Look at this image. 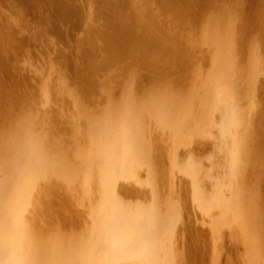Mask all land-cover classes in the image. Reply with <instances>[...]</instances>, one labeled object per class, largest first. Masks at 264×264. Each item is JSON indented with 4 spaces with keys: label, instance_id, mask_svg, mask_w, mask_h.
Segmentation results:
<instances>
[{
    "label": "rangeland",
    "instance_id": "rangeland-1",
    "mask_svg": "<svg viewBox=\"0 0 264 264\" xmlns=\"http://www.w3.org/2000/svg\"><path fill=\"white\" fill-rule=\"evenodd\" d=\"M85 1L0 0V84L12 92L0 137L24 121L42 165L17 220L22 244L41 264H264V0H145L160 46L133 36L128 8L119 37L111 1ZM110 124L135 131L123 172L101 156L115 147ZM111 208L153 225L109 249L96 217Z\"/></svg>",
    "mask_w": 264,
    "mask_h": 264
},
{
    "label": "bare ground",
    "instance_id": "bare-ground-1",
    "mask_svg": "<svg viewBox=\"0 0 264 264\" xmlns=\"http://www.w3.org/2000/svg\"><path fill=\"white\" fill-rule=\"evenodd\" d=\"M8 1V0H7ZM87 1V0H86ZM85 1V2H86ZM91 2V0H89ZM103 1V0H102ZM111 4L108 7V14L112 13V14H116L117 16L120 17L118 24L116 25V27H112V31L113 32H117V36L121 37L120 31L118 32V27L120 26H126L127 22L126 20H124L123 18V9L120 8V5L124 6L126 9L128 8V13H131L132 15V23L133 24V32L135 34H133V36L137 35L139 37L145 38L146 39H150V40H154V43L152 41H150V45L151 44H155L157 41H162V39H157V37H155V39L153 38L155 35L153 33H155L156 31L154 29H152V25L150 26L149 24H147V22H143L142 19L147 17L146 14L144 13L145 10H143L144 12H142V10H140V7H142L141 5H143V2H145V0H123V1H119V0H110ZM142 1V4H141ZM151 0H146V6L149 5L148 2ZM160 1V0H159ZM164 1V0H163ZM6 2V1H5ZM89 2V4H90ZM107 2H109L107 0ZM152 2V1H151ZM162 2V1H160ZM194 2V1H193ZM93 3V2H91ZM110 3V2H109ZM154 3V2H152ZM157 3V2H156ZM4 4V3H2ZM8 4V2H6V5ZM105 4V3H104ZM94 4H92L93 6ZM102 5V3H101ZM100 5V6H101ZM151 5V4H150ZM149 5V6H150ZM5 6V5H4ZM9 6V5H7ZM99 6V7H100ZM102 5V7H100L101 9L104 8ZM140 6V7H139ZM145 6V5H143ZM153 6V4H152ZM6 7V6H5ZM90 7V5H89ZM139 7V8H138ZM176 7V6H175ZM181 7V6H180ZM92 10L94 9L93 7H91ZM143 8V7H142ZM153 8V7H152ZM151 8V10H152ZM20 9V8H19ZM150 9V8H149ZM147 9V13L149 14V16L147 17L148 19L150 18L151 21V17H152V13L153 11ZM22 10L20 11V14L22 15ZM89 10V9H88ZM171 10V9H170ZM24 11V10H23ZM91 11V10H90ZM160 11V10H159ZM167 11V10H166ZM87 12V10H86ZM140 12V13H139ZM151 12V13H150ZM212 12V11H211ZM218 12V11H216ZM214 12V13H216ZM141 13L145 14V17H141ZM155 13V12H154ZM156 14V13H155ZM213 14V13H212ZM211 14V15H212ZM24 15V14H23ZM90 15V14H89ZM217 15V14H216ZM164 16V15H163ZM220 16V15H218ZM129 17V16H128ZM169 17V16H168ZM214 17V16H213ZM216 18V16H215ZM220 18V17H217ZM16 19V18H15ZM33 20V19H32ZM147 20V19H146ZM129 21V20H128ZM5 23V22H4ZM137 24L139 25V29L141 30V34L138 32V28H137ZM155 25V24H154ZM51 26V25H50ZM128 26V25H127ZM126 26V27H127ZM148 26V27H146ZM151 28H150V27ZM129 27V26H128ZM155 28L157 27L158 31H161L160 29H158V25L154 26ZM153 27V28H154ZM24 29V28H23ZM22 29V30H23ZM110 29V30H111ZM129 29V28H128ZM148 29V30H147ZM130 30V29H129ZM154 30V31H153ZM150 31V32H149ZM130 32V31H129ZM157 33V32H156ZM161 33V32H160ZM16 34V33H15ZM30 34V33H29ZM24 35V34H23ZM33 35V34H32ZM115 35V34H114ZM154 35V36H152ZM20 36V35H19ZM205 36V35H204ZM12 37V36H11ZM16 37V35H15ZM128 37V36H127ZM9 38V37H8ZM17 38V37H16ZM125 38V37H124ZM21 39V38H20ZM115 39V38H113ZM3 40V39H2ZM157 40V41H156ZM22 40H20L21 43ZM31 41V40H30ZM131 42V41H130ZM148 42V41H147ZM164 42V41H163ZM174 42V41H173ZM118 43V41H117ZM122 43H126L129 44V42L123 41ZM158 43V42H157ZM161 44V43H160ZM160 44L158 43L157 46ZM181 44V43H180ZM17 45V42H16ZM108 45V44H107ZM109 46V45H108ZM143 46L140 44V47ZM154 46V45H153ZM26 47V46H25ZM155 47V46H154ZM16 50L18 49L17 46L15 47ZM29 48V47H28ZM66 48V47H65ZM79 48V46H78ZM104 48V47H103ZM102 48V49H103ZM151 48V47H150ZM153 48V47H152ZM215 48V47H214ZM229 48V47H228ZM60 49V48H58ZM80 49V48H79ZM101 49V50H102ZM154 49V48H153ZM159 49V47H158ZM162 49V48H161ZM8 51V49H5L3 51ZM156 51V48L154 49ZM163 50V49H162ZM230 49H228L227 51H229ZM3 51H1V53L3 54ZM62 51V50H61ZM220 50H217V52L215 51V53H218ZM221 51H225V50H221ZM148 52V51H147ZM151 52V50L149 51ZM9 53V52H8ZM36 53V52H35ZM231 53V52H230ZM1 54V56H2ZM6 55V53H4ZM3 54V55H4ZM39 54V53H38ZM146 54V53H145ZM219 54V53H218ZM221 54V53H220ZM229 54V53H228ZM234 54V53H233ZM32 55V54H31ZM12 57H15L14 55H11ZM214 56V55H213ZM4 57V56H3ZM8 57V56H7ZM72 58V57H71ZM75 58V57H74ZM212 58V57H211ZM214 59V58H213ZM212 59V62H213ZM225 59V58H224ZM73 60V59H72ZM216 61V60H215ZM227 61V60H226ZM78 62V61H77ZM116 62V61H115ZM52 63V62H51ZM230 63V61H229ZM227 64V63H225ZM212 66V64H211ZM226 66V65H225ZM8 67V66H7ZM184 67V66H183ZM224 67V66H223ZM64 68V67H63ZM145 69V68H144ZM212 69V68H211ZM224 68H222L223 70ZM232 69V68H231ZM226 70V69H224ZM229 70V69H228ZM115 71V70H114ZM224 72V71H223ZM230 72V71H229ZM91 73V72H90ZM93 73V72H92ZM234 74V72H233ZM225 75V74H224ZM227 75H231L230 73ZM81 76V75H80ZM210 76V75H209ZM98 76H96L97 78ZM231 77V76H229ZM228 76H225V78H229ZM90 79V78H89ZM230 79V78H229ZM232 79V78H231ZM230 79V80H231ZM103 80V79H102ZM214 80V79H213ZM229 81L230 84L231 81ZM88 85V84H87ZM104 86V85H103ZM219 86V83L218 85ZM98 88V87H97ZM101 88V87H100ZM169 88V87H168ZM167 88V90H168ZM7 86L6 85H2L0 84V104H2V101H11L10 97L12 96V92H10L9 90H7ZM150 90V89H149ZM157 90V89H156ZM171 90V89H170ZM219 90L221 91V88L219 87ZM16 91V90H14ZM13 91V93H14ZM219 91V92H220ZM224 92V91H223ZM221 92V93H223ZM240 92V91H239ZM149 93V92H148ZM221 93H219L221 95ZM147 94V93H146ZM208 94V93H207ZM148 95V94H147ZM173 95V94H172ZM135 96V95H134ZM150 96V94H149ZM148 96V97H149ZM159 96V95H158ZM161 96V94H160ZM164 96V95H163ZM169 96V95H168ZM213 96V94H212ZM225 96V95H224ZM147 97V96H146ZM147 97V98H148ZM218 97V96H217ZM226 97V96H225ZM224 97V98H225ZM244 97V96H243ZM142 98V97H141ZM166 98V97H165ZM173 98V97H172ZM215 98V96H214ZM212 97L213 99V103H211L213 105V107L215 106V103L218 104L220 103L219 101H217V98ZM218 98H223L222 96L218 97ZM242 98V97H241ZM138 99V98H137ZM143 99V98H142ZM168 99V98H167ZM240 99V98H239ZM244 99V98H243ZM115 100V99H114ZM132 100V99H131ZM135 100V98H134ZM146 100V99H145ZM165 100V99H164ZM169 100V99H168ZM208 100V99H207ZM223 100V99H222ZM123 101V100H122ZM133 101V100H132ZM163 101V100H162ZM167 101V100H166ZM171 101V100H170ZM169 101V102H170ZM193 101V100H192ZM211 101V100H210ZM210 101L208 100V102L210 103ZM6 102V103H7ZM136 102V100H135ZM140 102V100L138 101ZM137 102V103H138ZM231 102V101H230ZM240 102V101H239ZM242 102V100H241ZM240 102V103H241ZM250 102V101H249ZM110 103V102H109ZM208 103V104H209ZM224 103V102H223ZM119 104V103H118ZM134 104V103H133ZM132 104V105H133ZM166 104V103H165ZM187 104V103H186ZM196 104V102H195ZM207 104V105H208ZM210 104V106H212ZM129 105V103H128ZM127 105V107H128ZM132 105H129V107H133ZM179 105V104H176ZM188 105V104H187ZM197 105V104H196ZM205 105V104H204ZM111 106V104H110ZM109 106V108H110ZM189 106V105H188ZM209 106V107H210ZM176 107V106H175ZM181 107V106H180ZM218 107V106H217ZM226 107V106H225ZM191 108V107H190ZM196 108V107H195ZM107 109V108H106ZM111 109V108H110ZM109 109V110H110ZM123 109H125L123 107ZM140 109V108H139ZM197 109V108H196ZM226 109V108H225ZM235 109V108H234ZM128 110V111H127ZM209 110V109H208ZM236 110V109H235ZM234 110V111H235ZM125 112V110H123ZM126 111L129 112L131 110H129V108H126ZM243 111V110H242ZM116 112V111H115ZM120 112V111H119ZM103 113V112H100ZM107 113H110V111H108ZM112 113V112H111ZM126 113V112H125ZM234 113V112H233ZM233 113L228 114L229 118L227 117V113L225 114L226 119L228 118V121L231 120L234 121V115ZM164 114V113H163ZM219 114V113H218ZM107 115V114H106ZM111 115V114H109ZM113 115V114H112ZM111 115V118H112ZM126 115V114H125ZM130 115V114H129ZM102 116V115H101ZM201 116V115H200ZM220 116V115H218ZM109 117V116H108ZM123 117V116H122ZM127 117V116H126ZM205 117V116H204ZM98 118V116H97ZM107 118V117H106ZM115 118V117H114ZM119 118V117H118ZM134 118V117H133ZM211 118V117H210ZM245 118V117H244ZM96 119V118H95ZM136 119V118H135ZM212 119V118H211ZM214 119V118H213ZM223 120H225L224 116H223ZM131 121V120H130ZM241 121V120H240ZM108 123V121H106ZM213 122V121H212ZM230 122V121H229ZM228 122V123H229ZM115 123V122H114ZM119 123V122H118ZM128 123V121L126 122ZM236 123V122H235ZM240 123V122H239ZM24 124V121L20 122L17 126L13 127V128H8L7 130H5V133L3 131H1L3 134L0 137V264H41L42 262L40 261L39 257L37 256L38 254H34L32 251H30V249L27 247V244L29 243L28 241V232L26 229L27 226H25L22 222H19L17 220H20V209L21 206L23 204L25 197L27 196L28 193V188L30 186V184L34 181L36 175H37V171L38 169L42 166L40 165L41 162H39L41 160V158H39V156L37 155V150L36 148L33 147V145L30 143V139L28 137V134L24 131L26 130L25 127L23 128L21 125ZM123 124V123H122ZM125 124V123H124ZM131 124V123H130ZM208 124V123H207ZM210 124V123H209ZM217 124V123H216ZM109 126V124H107ZM111 125V124H110ZM132 125V124H131ZM233 125V123H232ZM11 126V125H10ZM106 127V124L104 125ZM229 126V125H228ZM231 126V125H230ZM229 126V127H230ZM242 126H240L241 128ZM100 128H104V127H100ZM183 128V127H182ZM106 129V128H105ZM134 129V128H133ZM138 129V127H137ZM104 130V129H103ZM110 135H108L109 137V142L108 144L113 145L115 144V147L113 148H108V151H105V154L103 152L101 156L105 155V158L107 160L106 163H108L109 166H113L115 169H120L119 171H122L123 168L125 166V163L128 161L129 157H130V151L127 148V139L130 138L131 141H133V139H135V135L133 131H128L125 130V126H121L119 127V125L117 124L116 127L115 125H111L110 126ZM7 131V132H6ZM109 131V130H108ZM129 133H128V132ZM242 131V129H241ZM97 132V131H96ZM103 131H99V134L102 133ZM132 132V133H131ZM140 132V131H139ZM235 133V131H234ZM233 133V134H234ZM1 134V133H0ZM97 133V135H99ZM104 134V133H103ZM238 134H240L238 132ZM96 136V133H95ZM99 136H103V135H99ZM235 136V135H234ZM3 137V138H2ZM98 137V136H97ZM233 137V136H231ZM242 137V136H240ZM96 138V137H95ZM234 138V137H233ZM128 140V141H130ZM139 140V139H138ZM238 139H233V141H237ZM241 142L242 139L240 138ZM239 141V140H238ZM102 142H105L104 139ZM107 142V141H106ZM105 142V143H106ZM101 144V143H100ZM231 144H233L231 142ZM102 146V144H101ZM242 146V145H241ZM140 147V146H139ZM233 147V146H231ZM113 149V150H112ZM234 149V148H233ZM242 150V149H241ZM134 151V150H133ZM237 151V150H236ZM132 152V151H131ZM244 153V152H243ZM242 153V154H243ZM142 154V153H141ZM12 155V156H11ZM132 155V154H131ZM16 157L18 160V162L13 161L12 163L10 162V160L12 159V157ZM236 155H234L235 157ZM43 158V157H42ZM143 158V157H141ZM44 159V158H43ZM131 161V160H130ZM18 163V165L16 166L15 163ZM43 162V161H42ZM242 162V160H241ZM104 163V164H106ZM243 163V162H242ZM11 164H14V166H12ZM233 165V164H232ZM232 165H230V169L232 167ZM235 165V163H234ZM190 166V165H189ZM13 168H15L13 170ZM129 168V167H128ZM131 169V168H130ZM103 170V169H102ZM103 172V171H102ZM111 172V171H109ZM123 172V171H122ZM128 172V171H127ZM131 172V171H130ZM122 174V173H121ZM131 174V173H130ZM90 175V174H89ZM129 175V174H128ZM49 176V175H48ZM106 176V175H105ZM104 176V177H105ZM123 176V174H122ZM110 177V176H109ZM108 178V177H107ZM49 179V178H48ZM109 179V178H108ZM102 181V180H101ZM89 182V181H88ZM106 184V183H104ZM103 184V185H104ZM33 185V184H32ZM90 185V184H89ZM54 187V186H53ZM108 187V186H107ZM116 187V186H115ZM117 188V187H116ZM30 189V188H29ZM44 189V188H43ZM42 189V190H43ZM47 189V188H46ZM91 189V188H90ZM108 189V188H107ZM32 190V189H31ZM66 190V189H65ZM71 190V189H70ZM113 190V189H112ZM30 191V190H29ZM72 191V190H71ZM74 191V190H73ZM44 192V191H43ZM60 192V191H59ZM109 192V191H108ZM111 192V191H110ZM63 193V192H62ZM106 194L104 196H107V192H105ZM52 194V193H51ZM245 194V193H244ZM30 195V194H29ZM112 195V193H111ZM250 195V194H249ZM109 196V195H108ZM107 196V197H108ZM31 198V197H30ZM116 198V196H115ZM110 199V198H109ZM29 200V198H28ZM111 200V199H110ZM241 200V199H240ZM27 201V200H26ZM58 201V200H57ZM113 201V200H112ZM111 201V203H112ZM116 201V200H115ZM31 202V201H30ZM108 202V201H107ZM110 202V201H109ZM114 202V201H113ZM28 203V201H27ZM25 203V204H27ZM78 203V202H77ZM105 203V202H104ZM34 204V203H32ZM109 204V203H108ZM114 204V203H113ZM112 204V205H113ZM115 205V204H114ZM137 205H142L140 203H137ZM37 206V205H36ZM105 206V205H102ZM109 206V205H108ZM26 207V205H25ZM24 207V208H25ZM106 207V206H105ZM115 207V206H114ZM122 207V206H121ZM126 206H124L125 208ZM148 207V206H146ZM32 208V207H31ZM102 207H100L101 209ZM127 208V207H126ZM125 208V210H126ZM47 209V208H46ZM108 209V208H107ZM41 210V208L39 209ZM38 210V211H39ZM102 210V209H101ZM128 210V209H127ZM36 211V210H35ZM56 211V210H55ZM109 211V210H108ZM124 211V210H123ZM152 211V210H151ZM100 210H98L97 214H99L100 218H103V220H101L100 218L98 219V217H96V224L97 226H101L103 228L102 231L103 233H100L104 236V245L107 248H113V250L116 251H120L121 248H124V246H130L131 244H133L135 241L138 240V238L140 237L142 231H150L149 229V225H153L152 222L150 221V219H148L145 214L141 213L142 211H136L134 214H125V213H119L117 211H115V208H111L109 212L105 213V214H100L99 213ZM133 212V211H132ZM148 212V211H147ZM26 213V212H25ZM36 213V212H35ZM35 213L33 215H35ZM39 214V213H36ZM147 214V213H146ZM22 215V214H21ZM42 215V214H41ZM34 217V216H32ZM41 217V216H40ZM35 218V217H34ZM37 218V217H36ZM35 218V219H36ZM33 219V220H35ZM38 219V218H37ZM98 219V220H97ZM107 219L108 222L110 223V225H107ZM22 220V218H21ZM20 220V221H21ZM24 220V219H23ZM44 220V219H43ZM152 220V219H151ZM21 223L20 224H18ZM34 222V221H33ZM26 223V222H25ZM92 223V222H91ZM158 223V221H157ZM28 224V223H27ZM161 224V223H160ZM169 225V224H168ZM40 227V225H38ZM99 226V227H100ZM35 227V226H34ZM40 229V228H39ZM97 229V227H96ZM33 230V229H32ZM99 230V229H98ZM37 231V230H36ZM34 231V232H36ZM155 231V230H154ZM158 232V231H157ZM37 233V232H36ZM99 234V233H98ZM144 235V233H143ZM39 236V235H38ZM33 237V236H32ZM93 237V236H92ZM155 237V236H154ZM36 239V237H34ZM32 238V239H34ZM53 238V237H51ZM99 238V237H98ZM144 238V237H143ZM34 239V241H35ZM97 239V238H95ZM102 239V238H101ZM50 240V239H49ZM48 240V241H49ZM37 241V239H36ZM35 241V242H36ZM52 241V240H51ZM152 241V240H151ZM23 242H28L27 244L25 243V245H23ZM84 242V241H83ZM81 242V243H83ZM97 242H99V240H97ZM38 243H41L40 240L38 241ZM44 243V242H43ZM93 243V242H92ZM91 243V244H92ZM143 243V242H142ZM153 243V242H152ZM263 243V242H262ZM48 244V243H47ZM52 244V243H50ZM59 244V243H58ZM94 244V243H93ZM158 244V243H157ZM43 245V244H41ZM56 245V244H55ZM78 245V244H77ZM88 245V244H87ZM103 245V246H104ZM49 246V244L47 245ZM45 245V247H47ZM138 246V245H137ZM143 246V245H142ZM30 247V246H29ZM50 247V246H49ZM41 248V247H40ZM62 248V247H61ZM126 248V247H125ZM138 248V247H137ZM261 248V247H260ZM264 248V246H263ZM31 249H33L31 247ZM49 249V248H48ZM51 249H54V247L52 246ZM95 249V248H94ZM97 249V248H96ZM130 249V248H128ZM56 249H54L55 251ZM60 250V248H59ZM67 250V249H66ZM75 250V249H74ZM102 250V249H101ZM105 250V249H104ZM123 250V249H122ZM264 250V249H263ZM48 251V250H47ZM52 251V250H51ZM53 251V252H54ZM72 251V250H71ZM78 251V250H77ZM97 252V250H95ZM136 251V250H135ZM157 251V250H156ZM41 252V250H40ZM44 252V251H43ZM90 252V251H89ZM115 252V251H114ZM36 253V252H35ZM56 253V252H55ZM59 253V251H58ZM62 253V252H61ZM74 253V252H72ZM77 253V252H76ZM121 253V252H120ZM143 253V252H142ZM141 253V254H142ZM46 254V253H45ZM109 254V253H108ZM41 255V254H40ZM43 255V254H42ZM73 255V254H71ZM101 255V254H100ZM116 255V254H115ZM249 255V254H248ZM49 257V255H47ZM59 256V255H58ZM61 256V255H60ZM75 256V254H74ZM80 256V254H79ZM82 256H86V255H82ZM102 256V255H101ZM42 257V256H41ZM44 257V256H43ZM65 258V257H64ZM135 258V257H134ZM137 258V257H136ZM144 258V257H143ZM53 259V258H52ZM51 259V260H52ZM89 259V258H88ZM95 259V258H94ZM93 259V261H95ZM119 259V258H118ZM247 259V258H246ZM70 260V259H69ZM78 260V258H77ZM146 260V259H145ZM68 261V260H67ZM113 261V260H112ZM50 262V261H49ZM73 262V261H72ZM98 262V261H97ZM52 263V262H51ZM81 263V262H80ZM96 263V262H95ZM103 263V262H102ZM114 263V261H113ZM70 264V263H69ZM75 264V263H74ZM116 264V263H115ZM148 264V262H147ZM258 264V262H257Z\"/></svg>",
    "mask_w": 264,
    "mask_h": 264
}]
</instances>
